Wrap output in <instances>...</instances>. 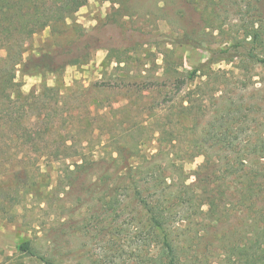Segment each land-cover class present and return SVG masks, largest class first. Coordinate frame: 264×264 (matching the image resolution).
Returning a JSON list of instances; mask_svg holds the SVG:
<instances>
[{"label": "rangeland", "instance_id": "rangeland-1", "mask_svg": "<svg viewBox=\"0 0 264 264\" xmlns=\"http://www.w3.org/2000/svg\"><path fill=\"white\" fill-rule=\"evenodd\" d=\"M221 5L215 8L216 21L204 28L196 26L199 15L183 0H87L70 19L57 24L58 38H51L46 29L30 40L28 54L52 50L69 57L87 45L88 57L65 66L59 75L16 72L23 94L36 95L39 86L46 85L59 95L56 111L43 110L40 119L32 122L48 128L47 149L18 139L16 134L23 135V127L0 128V264H42L15 249L23 240H30L39 255H53L63 264H142L157 255L159 248L142 240L144 219L135 202L123 200L125 212L132 211L118 220L106 209L105 203L114 196L109 181L102 186L108 189L100 190V164L71 173L77 160L55 156L54 149L60 138L75 139V144L86 146L87 142L85 153L98 159L114 151L124 136L130 145L139 137L149 139L151 129L134 126L152 115L153 95L147 96L145 88L166 85L164 92L174 93L177 77L184 89H193L206 77L188 83L186 76L202 64L218 74L208 79L217 91L208 103L230 99L264 109L263 70L235 58L207 64L208 50L227 47L235 36L240 11L246 10L241 0H224ZM193 30L199 32L201 48L185 39V35L192 37ZM260 115L264 112L256 117ZM154 145L145 144L141 154ZM202 161L199 156L184 163L186 184L193 181ZM75 175L77 181L71 185ZM207 224L195 219L187 227L202 264L218 261L217 237L230 230L227 225ZM229 225L236 226L234 220Z\"/></svg>", "mask_w": 264, "mask_h": 264}, {"label": "trees", "instance_id": "trees-1", "mask_svg": "<svg viewBox=\"0 0 264 264\" xmlns=\"http://www.w3.org/2000/svg\"><path fill=\"white\" fill-rule=\"evenodd\" d=\"M223 1L183 3L199 15L197 27L203 24L209 28L218 17L215 8H221ZM241 2L246 10L240 11L235 36L227 47L209 49L207 64L235 58L245 66L264 71V0ZM86 3L87 0H0V128L23 127V135L16 137L32 146H50L48 128L32 122L33 118L40 119L43 110L56 111L59 93L40 85L36 95H25L15 81L16 72L59 75L65 66L85 60L87 45L75 56L66 53L69 57L52 50L38 56L28 54L27 45L46 29H50L51 38H58L61 33L55 28L57 24L70 19ZM191 35H185V39L201 48L199 32L193 30ZM211 75L218 74L202 64L186 76L188 83L206 77L193 89H184V82L177 77L172 84L174 93L164 92L166 85L145 88L147 96L153 95L152 115L134 126L138 130L151 129L149 139L139 137L130 145L124 136L114 151L98 159L85 153L87 142L83 146L75 144V139L60 138L54 149L55 156L77 160L71 173L86 172L100 164V190H107L102 186L111 182L109 191L114 197L105 205L115 220L132 211L125 212L124 199L137 204L144 219L142 240L159 248L157 255L142 264H202L192 244L194 239L188 237V224L195 219L208 222L207 227L230 228L217 237L220 253L212 264H264V115L256 117L264 109L230 99L208 103L217 93L210 87ZM150 142L154 148L141 154V147ZM199 156L203 161L194 171L193 181L186 184L188 176L183 165ZM75 176L71 185L77 181ZM229 220H234L236 226L230 227ZM15 249L32 261L63 264L53 255H39L30 240L17 243Z\"/></svg>", "mask_w": 264, "mask_h": 264}]
</instances>
